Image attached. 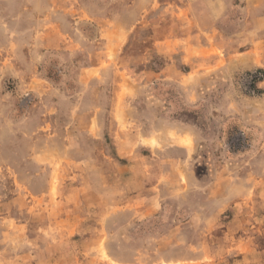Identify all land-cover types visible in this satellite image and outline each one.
Wrapping results in <instances>:
<instances>
[{
    "label": "rangeland",
    "instance_id": "374dc122",
    "mask_svg": "<svg viewBox=\"0 0 264 264\" xmlns=\"http://www.w3.org/2000/svg\"><path fill=\"white\" fill-rule=\"evenodd\" d=\"M0 264H264V0H0Z\"/></svg>",
    "mask_w": 264,
    "mask_h": 264
}]
</instances>
